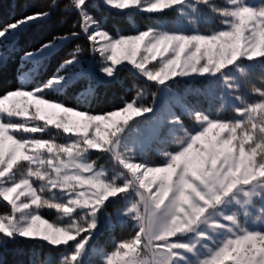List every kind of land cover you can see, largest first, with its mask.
Wrapping results in <instances>:
<instances>
[{
  "label": "snow or ice",
  "instance_id": "snow-or-ice-1",
  "mask_svg": "<svg viewBox=\"0 0 264 264\" xmlns=\"http://www.w3.org/2000/svg\"><path fill=\"white\" fill-rule=\"evenodd\" d=\"M109 10L219 26L111 32ZM57 16L70 27L24 52L36 73L57 60L55 73L0 93V256L23 244L33 264L43 248L59 264H264V86L245 90L264 75V0H46L0 27V46ZM124 74L137 91L112 110L56 98ZM128 226L127 238L104 242Z\"/></svg>",
  "mask_w": 264,
  "mask_h": 264
},
{
  "label": "trees",
  "instance_id": "trees-1",
  "mask_svg": "<svg viewBox=\"0 0 264 264\" xmlns=\"http://www.w3.org/2000/svg\"><path fill=\"white\" fill-rule=\"evenodd\" d=\"M215 2L220 3L221 0H215ZM45 3L46 0H0V27L14 22L25 14L40 10ZM193 19L195 23H189L187 19L179 17L177 13L170 10L160 14L134 12L130 15L122 14L118 10H109L101 15V22L111 32L121 31L126 34L157 24H164L169 29L180 25L185 30L198 28L200 31H210L219 26L218 19L213 23H206L207 17L204 15L193 17ZM67 27H70V21L65 17L57 16L48 22L34 23L27 27L14 45L0 46V52L7 46H12L8 54L3 56L4 62L0 64V93L20 84L26 75L34 76L35 83H42L47 76L54 74L58 68L57 60L49 59L39 73H36L32 66L24 62V52L26 50L34 51L42 42H47L49 38L61 34ZM79 43L85 42L81 40ZM74 47L75 44H70L67 49L70 51ZM64 55H67V51L64 52ZM28 82L31 83V80ZM261 86H264V75L257 71L252 76V82L245 86V90L249 95H252V88ZM195 87H201V85H195ZM184 89L185 85L181 84L176 91L184 96ZM136 91L137 82L131 74H124L117 82L111 84L95 78L80 80L56 98L83 111L99 113L121 106L130 96H134ZM144 91L147 95L151 90L144 89ZM197 99L202 107H208V103L204 100ZM214 107H218V104ZM55 131L52 129L53 133ZM36 135L41 134L37 133ZM149 158L152 163H160L163 159L156 152L150 153ZM0 211H3L2 205H0ZM44 212L45 218L49 222L56 221L54 210L45 209ZM130 233V226L109 230L104 234V242L111 245L115 241L127 238ZM32 251L31 246L28 245L12 246L6 254L0 256V264H33ZM59 259V254L55 250L48 248L36 250V264H59Z\"/></svg>",
  "mask_w": 264,
  "mask_h": 264
},
{
  "label": "rangeland",
  "instance_id": "rangeland-1",
  "mask_svg": "<svg viewBox=\"0 0 264 264\" xmlns=\"http://www.w3.org/2000/svg\"><path fill=\"white\" fill-rule=\"evenodd\" d=\"M12 49V46H7L2 52H0V54H2L3 56H6L9 52V50Z\"/></svg>",
  "mask_w": 264,
  "mask_h": 264
}]
</instances>
